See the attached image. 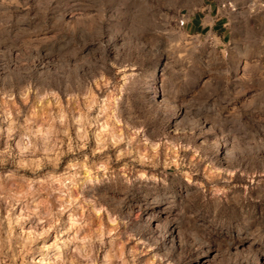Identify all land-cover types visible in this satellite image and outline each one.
<instances>
[{
    "label": "rangeland",
    "instance_id": "374dc122",
    "mask_svg": "<svg viewBox=\"0 0 264 264\" xmlns=\"http://www.w3.org/2000/svg\"><path fill=\"white\" fill-rule=\"evenodd\" d=\"M201 0H0V264H264V31Z\"/></svg>",
    "mask_w": 264,
    "mask_h": 264
},
{
    "label": "crops",
    "instance_id": "0c3cea01",
    "mask_svg": "<svg viewBox=\"0 0 264 264\" xmlns=\"http://www.w3.org/2000/svg\"><path fill=\"white\" fill-rule=\"evenodd\" d=\"M249 8L259 18L258 29L264 31V0H201L199 7L192 10L185 28L189 34L208 33L220 42H228L232 31L230 12Z\"/></svg>",
    "mask_w": 264,
    "mask_h": 264
},
{
    "label": "built area",
    "instance_id": "2783aa9c",
    "mask_svg": "<svg viewBox=\"0 0 264 264\" xmlns=\"http://www.w3.org/2000/svg\"><path fill=\"white\" fill-rule=\"evenodd\" d=\"M227 6H228V7H230V5H229V4H228Z\"/></svg>",
    "mask_w": 264,
    "mask_h": 264
}]
</instances>
